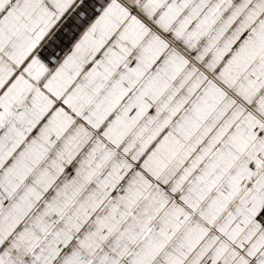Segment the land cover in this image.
<instances>
[{"label":"snow or ice","instance_id":"1","mask_svg":"<svg viewBox=\"0 0 264 264\" xmlns=\"http://www.w3.org/2000/svg\"><path fill=\"white\" fill-rule=\"evenodd\" d=\"M0 264H264V0H0Z\"/></svg>","mask_w":264,"mask_h":264}]
</instances>
